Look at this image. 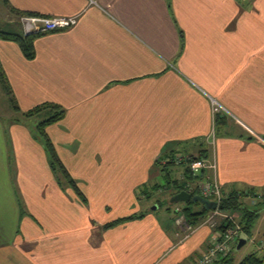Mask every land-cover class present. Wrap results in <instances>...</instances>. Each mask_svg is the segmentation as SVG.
<instances>
[{"label":"crops","instance_id":"crops-1","mask_svg":"<svg viewBox=\"0 0 264 264\" xmlns=\"http://www.w3.org/2000/svg\"><path fill=\"white\" fill-rule=\"evenodd\" d=\"M4 3L79 19L37 37L33 59L0 37L14 111L0 115V264H193L221 230L181 222L186 182L217 179L241 201L233 215L254 208L251 238L264 234V0ZM214 100L227 110L214 113ZM47 102L65 110L45 131L86 203L54 173L41 120L26 116ZM180 155L216 168L191 179L171 163Z\"/></svg>","mask_w":264,"mask_h":264},{"label":"trees","instance_id":"trees-1","mask_svg":"<svg viewBox=\"0 0 264 264\" xmlns=\"http://www.w3.org/2000/svg\"><path fill=\"white\" fill-rule=\"evenodd\" d=\"M168 1L170 2V0H168ZM23 14H25V13H23ZM23 14L20 13V14H17V16H21ZM27 14L38 15L35 13H27ZM15 30L16 31H14V30H10V31L0 30V37H2L4 39H12V40L18 41L21 44L25 55L29 59H33L36 55L35 47H34V40L37 37L41 36L42 33L25 34L23 28H22L21 32L17 28H15ZM182 38H183V35H182ZM14 107L16 109H18V106L15 103H14ZM43 112L48 113L50 116L47 119H44V120L41 119V121L37 124V134L41 135L44 139L46 148H47V150L51 156V162H52V167H53L54 173L56 174V176L60 180H62L61 177H65L66 178L65 181L69 185H71V187L75 190V192L77 193L79 198L83 202L86 203L87 200H86L85 195L82 193V191L78 187L76 180L68 172L65 165L63 164V162L58 157L56 149L54 147V144L52 143V141L50 140L49 136L47 135V133L45 131V128L47 127V125L52 124V123H56L64 117L65 110L59 104L47 102V103H44L40 106L35 107L34 109H32L29 112H27L26 116H28V117L33 116L34 117L36 114H41ZM217 121L219 122V118L217 119ZM188 157H189V159H197V158H201L204 156L198 155V156H188ZM176 159L177 158L173 159V161L171 163L175 164ZM183 163H187V162L185 161V162H182V164ZM185 171H186L187 177L193 179V178L201 177L205 170L199 175H194V174H192L190 166H187ZM181 186H182V184H181ZM191 193L193 195H196V192H191ZM192 204L193 205L194 204L199 205L200 202L195 203L193 201H190V202L186 203L187 206L184 208V212L186 213L187 218L193 220L197 224H200L202 222L201 220H203V218H205L206 214L210 211L206 210L204 205H202L201 208L198 210H193L192 206H191ZM241 206H242V204H241V201L238 198L237 194H231L229 196L224 195V198L222 199V201L220 203V209L222 211L228 212V213H231L233 211L234 212L238 211ZM247 210H249V209H247ZM243 213L244 214L239 218L238 223L242 226V230H243L244 234L246 233L248 236H251L250 233L252 232L251 229L253 227V221L256 218V214L254 211L246 212V210ZM132 218L133 217H127L124 219L116 220L114 222L107 224L106 227L114 226L117 223L129 220ZM233 224H234L233 221H229L228 226L229 225L231 226ZM225 227H226V223L224 221L223 223H221L216 228L223 230V229H225ZM233 262H234V258H233V255L231 254L228 257L222 259L220 262H217L216 264H232ZM237 264H264V256L260 255L258 253V251H253L250 254H248L247 256L243 257Z\"/></svg>","mask_w":264,"mask_h":264},{"label":"built area","instance_id":"built-area-1","mask_svg":"<svg viewBox=\"0 0 264 264\" xmlns=\"http://www.w3.org/2000/svg\"><path fill=\"white\" fill-rule=\"evenodd\" d=\"M78 16H62V17H49V16H41V15H32V14H23L20 16V23L25 34L30 33H49L59 30L68 29L78 22ZM213 110L214 113H217L221 110H227L224 106H222L219 102L214 100L213 102ZM214 142V140L212 141ZM187 161L188 165L191 168V171L194 175L201 174L204 170L209 168H216V164L210 160H207L205 157L197 158V159H189L186 155H180L177 157V162ZM200 194L204 197L211 198L216 197V201L218 202V207L216 209L211 210V214L208 216L204 223L211 224L212 227L218 226V221L216 218L222 219L223 221L226 219L229 221H233L229 219V215L223 212L220 209V203L224 198V194L222 191L221 184L217 179L214 181H203L198 183ZM232 217V216H230ZM233 225L226 224L224 230L219 232V235L214 239L213 243H211L207 249L202 253V255L193 263V264H216L220 262L222 259L231 255L235 250L239 243V240L244 234L242 230V226L233 221ZM251 242H255L257 244L260 253H264V236L262 238H250Z\"/></svg>","mask_w":264,"mask_h":264},{"label":"rangeland","instance_id":"rangeland-1","mask_svg":"<svg viewBox=\"0 0 264 264\" xmlns=\"http://www.w3.org/2000/svg\"><path fill=\"white\" fill-rule=\"evenodd\" d=\"M4 1L5 0H0V30H2V31H10L12 29V27H15V28L19 29V31L21 32L22 25L20 23V16H17L14 13H12L13 15L9 13L10 14L9 15L8 14V10L5 8ZM240 1L245 6H247L248 4H250L251 2H253L254 0H240ZM9 112H12L13 113L14 111H13L12 105L10 103L9 95L6 92V90H5L2 82L0 80V115L2 117H6L9 114ZM49 116L50 115L48 113L43 112L41 114H36L33 118L40 119V120L41 119L44 120V119H47ZM36 122H38V121L36 120ZM219 125H217L218 129H219ZM217 127H216V131H218ZM180 167H182V165L181 166H176L175 168L176 169H179ZM61 178H62L63 181L66 180L65 177H61ZM172 178H174V175H172L171 178L170 177H167V176L166 177L160 176L157 182L163 184L164 187L167 188L169 186V183H170L169 182V179H172ZM186 183H187V186L186 187L188 189H190V192H193V191L195 192V190L198 191V192H200L199 191V185H198V183H200V182H197V183H194V184L193 183H190V182H186ZM161 190H163V189H160V188L155 189L154 187L153 188L149 187V192L152 193V195H154V196L155 195L162 196ZM170 196H171L170 191L167 190V189H165L164 197L167 198V200H169V197ZM155 198H158V196H156ZM150 203H151V208L152 209H157V207H158L157 205L158 204L156 203L155 200H152V202H150ZM180 204L181 205H185L186 203L185 202H181ZM167 205L169 206V208H171L172 210H174L175 209V206L174 205H176V204H167ZM202 205H204V204H201V202H200L199 205H195L194 206L192 204L191 206H192V209L195 210L197 208L200 209ZM262 207L263 206H261V204H259V206H257L256 208L257 209H260ZM166 208H167V206H164L163 208H160L159 207V210H161V209L165 210ZM251 209H254V208L249 207V210L250 211H251ZM181 210H183V209L181 208ZM225 213H227L229 215V219H232L233 221L239 222V217L237 215H233L232 213H228V212H225ZM210 214H211V212H208L206 214L205 218H203V220H201L202 222L201 221L200 222L201 223H204ZM243 214L244 213H242L240 216H242ZM230 216H232V217H230ZM181 218H182L181 222H184L186 220V218H187L186 213H185L184 216L182 215ZM216 219L218 221V226L221 223H223L224 221H225L226 224H228V220H226V219L224 221L222 219H219V218H216ZM187 222H189V221H187ZM184 223L187 224L186 222H184ZM209 226L212 227L211 224H209ZM258 235L259 234L255 235V236H257V239L258 238H262L264 236V234H262L261 236H258ZM249 238H251V236H249ZM213 241L211 243H213ZM251 241L252 240H250V239L247 240L246 243H245V246H243L242 249L239 252L235 253V260H234V262L232 264H234V263L237 264L243 257L247 256L248 254H250L253 251H258V253L260 255L264 256V253H260V250L258 249L257 244H255V242L253 243ZM253 246H255V247H253ZM254 248H255V250H253Z\"/></svg>","mask_w":264,"mask_h":264},{"label":"water","instance_id":"water-1","mask_svg":"<svg viewBox=\"0 0 264 264\" xmlns=\"http://www.w3.org/2000/svg\"><path fill=\"white\" fill-rule=\"evenodd\" d=\"M175 199L182 200V201H194V202H201L204 204L206 210L211 211L213 209H216L218 207V202L215 200H211L207 197L202 196L201 194L193 195L191 192L188 191H182L180 192ZM248 240L247 236L245 234H242L239 243L238 248H241L245 245L246 241Z\"/></svg>","mask_w":264,"mask_h":264},{"label":"bare ground","instance_id":"bare-ground-1","mask_svg":"<svg viewBox=\"0 0 264 264\" xmlns=\"http://www.w3.org/2000/svg\"><path fill=\"white\" fill-rule=\"evenodd\" d=\"M175 161H176L177 164H182V161H181V162H177V159H176ZM183 162H185V161H183ZM186 162H187V161H186ZM187 164H188V163H187ZM188 166H189V165H188ZM192 174H193V173H192ZM223 230H224V229H223ZM221 231H222V230H221ZM245 235L247 236V238H248V240H249V239H250L249 236H248L246 233H245ZM234 252H235V251H234ZM234 252H233V253H234ZM233 253H232V254H233Z\"/></svg>","mask_w":264,"mask_h":264}]
</instances>
